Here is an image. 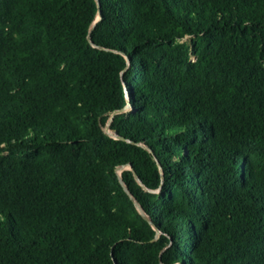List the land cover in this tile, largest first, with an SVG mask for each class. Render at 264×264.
<instances>
[{
	"label": "trees",
	"instance_id": "16d2710c",
	"mask_svg": "<svg viewBox=\"0 0 264 264\" xmlns=\"http://www.w3.org/2000/svg\"><path fill=\"white\" fill-rule=\"evenodd\" d=\"M99 3L0 0V264H264V0Z\"/></svg>",
	"mask_w": 264,
	"mask_h": 264
},
{
	"label": "water",
	"instance_id": "95a60500",
	"mask_svg": "<svg viewBox=\"0 0 264 264\" xmlns=\"http://www.w3.org/2000/svg\"><path fill=\"white\" fill-rule=\"evenodd\" d=\"M96 3H97V8H98V11H97V14L88 30V33H87V39L88 41H90V35H91V31L95 25V23L100 19V3H99V0H96ZM128 67V62H127V65L125 67V69ZM125 69L122 71V73L125 71ZM122 73H121V82H122V85L124 87V90H125V94H126V99L128 101V93H127V90H126V86H125V82H124V79L122 78ZM130 107V104L127 102L126 106H124L123 108L119 109V110H116L112 113V115L110 116V119L108 120L107 124H106V127L104 129V131L106 133H109L110 136L114 137V138H120L119 136H117L116 134H111L109 132V129H108V126L113 118V115L116 114V113H122V112H125L128 110V108ZM158 163V162H157ZM158 166L160 168V164L158 163ZM125 168H128V169H131V166L128 164L127 166H120L116 169V172L118 174V179H119V182L120 184L122 185L124 191L126 192V194L129 196L130 200L132 201V203L134 204L135 208L137 209V211L141 214V216L147 221L149 222V224L154 227L153 223L151 222L149 216L146 214V212L144 211L143 207L136 201V199L132 196V194L130 193V191L128 190L127 186L123 183L122 179H121V176H120V172L125 169ZM133 174H134V177L135 179L138 181V183L141 184L139 178L137 177V175L135 174V172L133 171ZM142 187L145 189V190H148L146 189L143 185ZM156 234H158V231L156 232Z\"/></svg>",
	"mask_w": 264,
	"mask_h": 264
},
{
	"label": "rangeland",
	"instance_id": "374dc122",
	"mask_svg": "<svg viewBox=\"0 0 264 264\" xmlns=\"http://www.w3.org/2000/svg\"><path fill=\"white\" fill-rule=\"evenodd\" d=\"M129 109V108H128ZM105 129V128H104ZM109 134V133H108Z\"/></svg>",
	"mask_w": 264,
	"mask_h": 264
}]
</instances>
